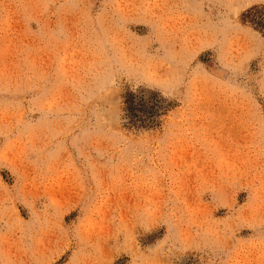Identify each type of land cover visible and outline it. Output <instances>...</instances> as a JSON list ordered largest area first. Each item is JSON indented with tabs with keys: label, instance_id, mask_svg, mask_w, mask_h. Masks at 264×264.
<instances>
[{
	"label": "rangeland",
	"instance_id": "obj_1",
	"mask_svg": "<svg viewBox=\"0 0 264 264\" xmlns=\"http://www.w3.org/2000/svg\"><path fill=\"white\" fill-rule=\"evenodd\" d=\"M0 264H264V0H0Z\"/></svg>",
	"mask_w": 264,
	"mask_h": 264
}]
</instances>
